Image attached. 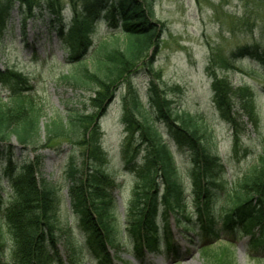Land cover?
Here are the masks:
<instances>
[{
  "label": "trees",
  "instance_id": "obj_1",
  "mask_svg": "<svg viewBox=\"0 0 264 264\" xmlns=\"http://www.w3.org/2000/svg\"><path fill=\"white\" fill-rule=\"evenodd\" d=\"M66 6L71 14L65 25ZM15 9L21 17L23 38L29 19H38L39 14L51 18L53 32L60 47L68 53L67 64L73 70L62 75L61 80L89 90L91 95L87 106L80 103L79 107L65 108L64 116L49 119L42 132L43 111L28 98L32 90L28 83L14 84L5 103L0 98V264H6L3 228L11 238L10 264H61L55 248L54 227L49 222L58 201L57 192L43 178V158L39 154L45 148L58 149L60 144L82 150L81 164L73 157L69 160L68 196L71 212L100 264H111L105 246L118 249L122 246L121 236H128L136 261H141L147 253L162 250L177 256L169 217L184 214L185 187L174 149L190 158L196 223L204 240L215 238L220 242L222 234L230 239H249L248 247L252 250L264 248V142L256 164L241 179V191L229 198V209L222 212L221 226L213 229L211 201L223 165L210 152L198 117L174 111V101L167 92L181 93L180 87L168 88L151 79L147 99L152 112L144 115L146 110L139 92L128 78L136 73L157 36L150 4L140 0H70V4H61L60 0H0L1 40ZM102 21L112 30V44H103L90 55V37ZM231 56L226 64L248 60L261 68L264 78V47L257 44L238 47ZM1 76L0 72V79ZM120 86L125 88L121 99L125 130L122 146L127 167L135 176L125 229L118 227L112 199L105 192L104 186L109 184L103 170L107 158L99 126ZM211 89L220 118L232 125L236 133L240 130L238 118L241 116L251 124L257 123L253 89L234 88L228 80L216 78ZM159 126L164 128V133ZM27 153L32 157H26ZM3 178L8 180L12 192L9 200L5 199L7 189L1 183ZM219 252L208 251L204 255L214 257Z\"/></svg>",
  "mask_w": 264,
  "mask_h": 264
},
{
  "label": "rangeland",
  "instance_id": "obj_2",
  "mask_svg": "<svg viewBox=\"0 0 264 264\" xmlns=\"http://www.w3.org/2000/svg\"><path fill=\"white\" fill-rule=\"evenodd\" d=\"M140 1L150 4L157 36L137 66L136 73L128 79L132 80L139 92L146 110L144 115L152 112L147 99L151 79L158 80L168 88L180 87L181 93L167 92L174 101V111L198 117L201 133L207 140L210 152L217 155L223 165L221 176L217 178L213 189L210 209L213 229H218L222 212L229 209V198L241 191V179L256 164L264 142L263 72L258 65L248 60L226 64L238 47L256 44L264 47V0ZM60 2L70 4V0ZM70 14V8L64 7V22L67 24ZM37 18L26 22L25 38L21 34V17L17 9L7 22L5 36L2 40L0 38V98L5 103L14 84L28 83L27 86L32 88L28 98L43 111L40 120L42 132V127L49 119L55 115L64 116L65 108L79 107L80 103L87 106L86 101L91 92L61 80L62 75L73 71L67 64L68 53L60 47L51 18L45 14L42 17L39 14ZM112 34L105 21L94 27L90 37V55L103 44H112ZM122 39L119 45H122ZM213 78L226 79L234 88L245 86L255 91V125L241 116L238 118L240 130L236 133L232 125L220 118L213 104ZM124 94L125 88L120 86L99 124L103 133L102 149L107 158L103 166L109 183L104 186L105 192L112 199L115 220L121 229L128 226V207L135 183V176L127 167L122 146L125 130L121 120V99ZM159 129L164 133L163 127ZM166 141L172 143L168 137ZM56 148H45L39 154L43 158V178L57 192L58 201L49 217L54 227L57 258L61 264H99L82 227L71 212L68 196L69 160L73 157L78 165L81 164L82 150L70 144H60ZM173 151L185 187L184 214L169 217L173 241L179 248L178 256L173 257L164 250L161 255L149 254L137 262L132 257L128 236H121L122 246L106 251L109 261L113 264H264V248L250 249L247 238L230 239L220 234L222 242H217L215 238L204 240L196 223L190 158L178 149ZM19 155L17 148L16 156ZM25 156L32 157L30 153ZM136 162L140 163L139 159ZM1 183L7 189L5 199L9 200L12 195L9 182L3 178ZM187 219L195 223L188 224ZM3 231L4 258L8 264L12 244L6 228ZM218 250L217 256L204 255L208 251Z\"/></svg>",
  "mask_w": 264,
  "mask_h": 264
}]
</instances>
